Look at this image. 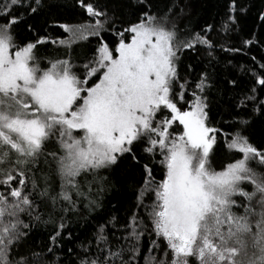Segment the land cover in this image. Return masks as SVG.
Segmentation results:
<instances>
[{"label":"snow or ice","instance_id":"obj_1","mask_svg":"<svg viewBox=\"0 0 264 264\" xmlns=\"http://www.w3.org/2000/svg\"><path fill=\"white\" fill-rule=\"evenodd\" d=\"M34 2L38 7L40 0ZM79 3L95 23L60 25L69 33V39L60 43L69 47L87 36H100L105 24H113L107 12L98 11L85 0ZM17 7L37 10L24 0H9L4 5L6 23L0 24V185L10 189L6 194L0 192V264H28L26 256L14 258L13 248L23 236L20 226L30 227L19 217L25 212L32 215L33 196L45 207L51 206L45 223L55 224L54 213L60 202L67 205L59 209L64 213L76 210L81 197L88 201L85 207L92 208L97 203L90 198L94 185H101L96 189L99 193L107 181L100 172L112 169L126 157L139 165L137 145L153 160L161 157L159 163L164 169L163 178L157 182L148 164L143 165L146 175L138 200L142 202L146 192L155 193L148 216L152 232L166 245L163 258L148 255L145 264H264V172L250 166L254 163L264 168V148L250 141V120L238 116L227 142L228 149L241 158L216 171L209 167L217 129L207 124L208 104L203 95L209 86L207 74L196 83L191 101L184 98L187 81L179 85L178 93L175 91L178 52L196 45L211 49L206 36L197 33L178 41L175 26H167V17L145 11L117 33L114 48L101 39L91 60L82 65L81 79L69 60L49 61V67H41L34 54L36 44L16 42L12 27L19 19L11 9ZM230 11H235L234 3ZM235 23V16L229 15L222 28L227 32ZM43 42L42 38L36 43ZM97 75L98 82L89 87ZM254 84L264 89V76H258ZM257 91L254 86L252 94H245L237 107L246 108L245 101H251L254 112L264 110ZM181 102L187 108L180 107ZM177 122L183 130L173 134ZM53 138L57 147L45 153ZM41 156L47 170L38 167ZM89 175L92 180L86 184L81 181ZM57 179L59 192L55 191ZM16 181L18 185L13 187ZM245 183L252 185L251 192L242 187ZM257 196L259 213L251 204ZM234 197L248 203L238 204ZM233 207H244L245 214L237 215ZM254 215L258 219L253 223ZM41 218L40 214L35 216L36 220ZM63 219L59 229L65 227ZM128 228L131 231L125 241L139 242L143 232L135 215ZM60 235L56 230L51 236L53 244ZM96 239L98 245L107 242L103 226ZM151 244L150 253L160 248L157 240ZM124 251L122 246L117 251L100 249L98 256L81 264H130L123 259ZM130 251L135 256L140 249L133 245Z\"/></svg>","mask_w":264,"mask_h":264},{"label":"trees","instance_id":"obj_2","mask_svg":"<svg viewBox=\"0 0 264 264\" xmlns=\"http://www.w3.org/2000/svg\"><path fill=\"white\" fill-rule=\"evenodd\" d=\"M8 2L9 0H0V24L6 23L3 13L4 5ZM24 3H32L37 10L32 12L30 8L21 7L11 9L19 19L12 27L16 34V42L21 45L28 42L36 44L34 54L41 67H49V61L69 60L76 66L74 70L81 79L82 65L91 60L101 39L114 48L119 40L117 33L122 32L130 23L136 22L145 11L171 19L177 38L183 41L197 33L206 36L213 45L211 49L204 45H196L193 49H182L178 52L179 79L175 91L178 93L179 85L187 81L184 98L191 101L192 94L196 91V83L203 74L208 76L209 86L203 93L208 104L207 124L217 129L214 133L216 143L210 156L213 169L219 170L241 158V154L227 147V142L235 131V119L238 116L242 115L250 120V141L258 148H264V110L254 112L251 101H245L246 108L237 107L245 94H252L251 89L254 86L258 89L256 93L258 100L264 101V89L254 84L258 76H264V19H261L264 14V0H145L143 4H140L139 0H85V3L93 4L98 11L107 12V17L111 18L113 24H105L100 36H87L86 39L77 40L71 47L60 43L61 40L69 39V33L60 25L95 23V19L89 18L80 7L79 0H40L38 7L34 0H24ZM233 3L235 11L231 12L230 6ZM229 15L235 16L236 23L225 32L222 25ZM209 26H212L211 29ZM42 38L43 43H36ZM245 41L251 43L246 44ZM98 79L99 75L92 78L88 86L93 85ZM232 81H235V84ZM179 106L186 108L187 104L181 102ZM56 147L53 138V141L47 144L45 153L55 150ZM135 151L140 158L139 165L130 163V158L126 157L112 169L100 172L101 176L107 177V181L103 184V191L99 193L96 189L101 185H94L90 198L95 199L97 203L92 208H86L88 201L81 197L77 201L76 210L64 213L59 209L67 205L60 202L54 213L55 224L45 223L44 221L49 219L51 206L49 204L45 207L38 197L33 196L35 210L32 215L29 216L25 212L19 217L23 224L30 227L20 226L23 236L13 248L14 258L26 256L28 264H81L82 261L98 256L100 249L111 247L112 251H117L121 246L125 249L123 259L130 264H145L144 257L148 255L163 258L166 245L152 232L148 216L155 200V193L146 192L143 201L138 200L146 175L143 165L148 164L158 182L163 178L164 172L159 163L161 157L156 156L153 160L151 156L141 151V145H137ZM43 159L41 156L38 167L47 170ZM261 171H264V168ZM35 174L39 177L40 171L37 170ZM0 179L3 177L0 176ZM80 179L86 184L92 180V176ZM17 185L18 181L12 186ZM248 187L245 185L246 189H250ZM28 188L31 189L30 182ZM8 191L10 189L7 186L0 185V192L6 194ZM55 191H60L58 179L55 181ZM84 192L87 195L86 186ZM73 199H77L74 193ZM234 199L238 204H246L242 197ZM233 212L237 215L245 214L244 207H233ZM37 214L41 215V220L35 219ZM133 215L136 217L139 230L143 232L139 242L124 239L131 231L128 225ZM61 217L64 218V229H59ZM141 221L143 226L140 225ZM101 226L104 228L107 242L98 245L96 237ZM56 230H59L61 235L53 244L51 236L55 235ZM152 240H157L160 248L150 253ZM133 245L139 247L138 255L133 256L130 251ZM50 248L51 252L48 251ZM104 255H107V251Z\"/></svg>","mask_w":264,"mask_h":264},{"label":"rangeland","instance_id":"obj_3","mask_svg":"<svg viewBox=\"0 0 264 264\" xmlns=\"http://www.w3.org/2000/svg\"><path fill=\"white\" fill-rule=\"evenodd\" d=\"M173 21H171V19H169V18H167V26L169 27V28H172L173 27V23H172ZM178 39V41H183V40H181V39H179V38H177ZM178 55V54H177ZM98 82V81H97ZM96 83V82H95ZM94 83V84H95ZM93 84V85H94ZM92 86V85H91ZM90 86V87H91ZM187 108V107H186ZM172 130H173V134H179V132H182V126H178V122H177V125H174L173 126V128H172ZM212 153V152H211ZM211 153H210V156H211ZM251 167H253L258 173H261V172H264V171H261L263 168H259V167H257L254 163L253 164H251L250 165ZM209 167L211 168V169H213V167H212V162H211V159H210V157H209ZM223 168V167H222ZM222 168L221 169H219V170H216V171H220V170H222ZM245 185H247V186H249L248 188H250V189H246L245 188ZM242 187H244L247 191H249V192H251L252 191V185L250 184V183H245L244 185H242ZM259 199V197L257 196L256 198H254L252 201H251V204H252V206L256 209V212L257 213H259L260 212V207H259V205H257V203H256V201ZM245 203H248L247 201L245 202ZM244 211H245V209H244ZM256 219H258V216H252L251 217V220H252V222L254 223L255 222V220Z\"/></svg>","mask_w":264,"mask_h":264}]
</instances>
